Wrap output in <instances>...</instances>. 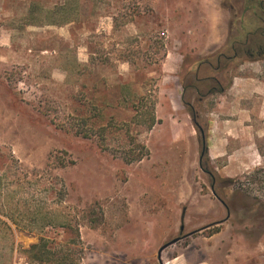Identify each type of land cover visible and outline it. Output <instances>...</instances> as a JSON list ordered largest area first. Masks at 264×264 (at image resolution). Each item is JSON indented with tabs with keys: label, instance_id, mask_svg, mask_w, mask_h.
I'll return each instance as SVG.
<instances>
[{
	"label": "rangeland",
	"instance_id": "obj_1",
	"mask_svg": "<svg viewBox=\"0 0 264 264\" xmlns=\"http://www.w3.org/2000/svg\"><path fill=\"white\" fill-rule=\"evenodd\" d=\"M247 5L0 0V264H264V55L213 69Z\"/></svg>",
	"mask_w": 264,
	"mask_h": 264
},
{
	"label": "flooded vegetation",
	"instance_id": "obj_2",
	"mask_svg": "<svg viewBox=\"0 0 264 264\" xmlns=\"http://www.w3.org/2000/svg\"><path fill=\"white\" fill-rule=\"evenodd\" d=\"M247 3H248V5L246 7V10L250 11L251 15H252V18L248 22V26H250L251 28L249 29L248 34L245 37L246 38L245 40L247 42L241 38H238V39L234 38L233 39L232 34L230 35V40H232V39L234 40V41H232L233 44L236 41H237V44H239L237 46L238 48L248 44V49H246L247 53L242 54L241 56L239 55L240 51L235 53V55H233L234 56L233 61L231 62V64L230 63L227 64L226 68H228L234 62H238V60H240V58L243 56L247 57L248 59H254L253 58L254 56L260 57V56L264 55V0H247ZM233 21H234V19H233ZM241 21H242V19H241ZM233 24L234 23L232 22V26H233ZM231 32H232V30H231ZM230 40L228 41V43L226 44L224 49L228 47ZM249 57H251V58H249ZM221 62H222V60L219 57L217 59V63H218L219 67L222 64ZM205 63H206V65H211V64H209V61H207Z\"/></svg>",
	"mask_w": 264,
	"mask_h": 264
},
{
	"label": "trees",
	"instance_id": "obj_3",
	"mask_svg": "<svg viewBox=\"0 0 264 264\" xmlns=\"http://www.w3.org/2000/svg\"><path fill=\"white\" fill-rule=\"evenodd\" d=\"M246 39V38H245ZM244 39V41H246ZM232 41H234L233 39L232 40H230V45H228V52H219L218 53V58L220 57L221 58V60H224L225 62H226V64L224 65V67H219L218 65L216 66V67H213V69L215 70V71H221L220 69L222 68V70H227V68H226V65L227 64H231V62L233 61V55H235V53H237L238 51H240V56L242 55V54H245V53H247L246 52V49H248V44H246V45H244V46H241L240 48H238L237 46L239 45V44H237V41L233 44V42ZM247 42V41H246ZM232 43V44H231ZM242 52V53H241ZM238 56V55H237ZM249 58H251V57H249ZM253 58H259V57H257V56H254ZM198 66V65H197ZM210 66H212V64L210 65ZM200 68H201V64L198 66V67H196V71H199L200 70ZM194 80H195V82L193 81L192 83H189L188 85L187 84H185V83H183V85L185 86L184 88H185V91L187 90V89H189V88H192V89H194L195 91H196V93H197V98H198V101L199 100H202L204 97H205V95H208V94H211V93H215V92H220V93H222V92H224L225 90H226V86H219L218 88H210V89H208L207 91H205V92H202V90H201V86L202 85H206L210 80H216L217 82L219 81L218 79H216V78H214L213 76H205V77H201V76H199V75H197L196 74V76L194 77ZM184 102H185V104L188 106V108H189V112H190V114H191V116H192V118L194 119V123H195V125L197 126V128L199 129V131H200V133H201V135H203L204 134V128H203V126H202V124L199 122V120H198V116H199V113L195 110V108H194V106L191 104V102L190 101H186V100H184ZM204 156H208V150H207V148L205 147V148H203V150H202V158L204 157ZM200 164H201V166L203 167V162H200ZM206 172H208V170L207 169H205V168H203ZM39 245H34L32 248H36V247H38Z\"/></svg>",
	"mask_w": 264,
	"mask_h": 264
},
{
	"label": "crops",
	"instance_id": "obj_4",
	"mask_svg": "<svg viewBox=\"0 0 264 264\" xmlns=\"http://www.w3.org/2000/svg\"><path fill=\"white\" fill-rule=\"evenodd\" d=\"M228 16H230V15L228 14ZM222 26H223V30H225V36H223V40H222L223 41V45L221 47H219L220 49L224 48L226 46V44L228 43V41L230 40V35H231V30H232V20H231V18L227 17V19L224 20V23L222 24ZM252 79H253V77L250 76V75H236L234 77V84H236V82L238 80H243L242 83L247 84V83L251 82L250 80H252ZM259 88H260V90L262 89L261 85H260Z\"/></svg>",
	"mask_w": 264,
	"mask_h": 264
},
{
	"label": "water",
	"instance_id": "obj_5",
	"mask_svg": "<svg viewBox=\"0 0 264 264\" xmlns=\"http://www.w3.org/2000/svg\"><path fill=\"white\" fill-rule=\"evenodd\" d=\"M176 240H178V238L174 239L173 241H171V242H169V243L175 242ZM169 243H166L165 245H163V246L159 249V251H158V257H159V260H160V261H162V260H161L162 250H163V249H164Z\"/></svg>",
	"mask_w": 264,
	"mask_h": 264
}]
</instances>
